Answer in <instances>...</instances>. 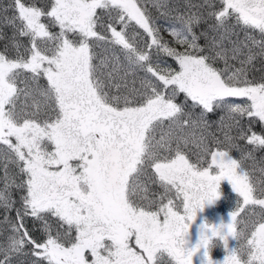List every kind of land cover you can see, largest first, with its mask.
Segmentation results:
<instances>
[{
    "label": "snow or ice",
    "instance_id": "obj_1",
    "mask_svg": "<svg viewBox=\"0 0 264 264\" xmlns=\"http://www.w3.org/2000/svg\"><path fill=\"white\" fill-rule=\"evenodd\" d=\"M220 245L264 264V0H0V264Z\"/></svg>",
    "mask_w": 264,
    "mask_h": 264
},
{
    "label": "rangeland",
    "instance_id": "obj_2",
    "mask_svg": "<svg viewBox=\"0 0 264 264\" xmlns=\"http://www.w3.org/2000/svg\"><path fill=\"white\" fill-rule=\"evenodd\" d=\"M226 183H227L226 181L222 182L221 186L223 184H226ZM217 204L218 203L216 202L212 206H206L204 211L198 213L197 220H196L195 224L190 229L189 237H187V239L189 241L188 247H192L196 244L197 239H198L199 226L201 224H203L205 222H208L211 224H218V223L223 222L226 224L229 222L230 216L226 215L225 213H218ZM229 240H231V238ZM226 255H227V252H225L224 254H222L218 258H213L212 256H211V258L213 259V261H219V262H221V264H223V260H224ZM202 258H203V250H201V252L197 253V255H195L193 257V264H201Z\"/></svg>",
    "mask_w": 264,
    "mask_h": 264
},
{
    "label": "trees",
    "instance_id": "obj_3",
    "mask_svg": "<svg viewBox=\"0 0 264 264\" xmlns=\"http://www.w3.org/2000/svg\"><path fill=\"white\" fill-rule=\"evenodd\" d=\"M221 191L223 193H230V196L223 197L217 201V208L218 213H225L226 215H229L230 212H232L236 206V196L235 193L231 192L230 186L226 183L221 186ZM237 247V242L235 240H229V249H233ZM226 251L223 248L222 245L212 248L210 252V256L213 258H218L222 254H224Z\"/></svg>",
    "mask_w": 264,
    "mask_h": 264
},
{
    "label": "clouds",
    "instance_id": "obj_4",
    "mask_svg": "<svg viewBox=\"0 0 264 264\" xmlns=\"http://www.w3.org/2000/svg\"><path fill=\"white\" fill-rule=\"evenodd\" d=\"M215 203H216V202H215ZM215 203H212V204H206L205 207H204L202 210H199V211H198V213L204 211V209L206 208V206H212V205H214ZM198 213H197V216H198ZM195 222H196V220L190 222V223H191V226H193V225L195 224ZM205 223L208 225V228L206 229V231H211V229H212L214 226L218 228L219 225L221 224V223H218V224H211V223H208V222H205ZM205 223H203V224H205ZM203 224H201V225H203ZM201 225H200V226H201ZM200 226H199V227H200Z\"/></svg>",
    "mask_w": 264,
    "mask_h": 264
}]
</instances>
